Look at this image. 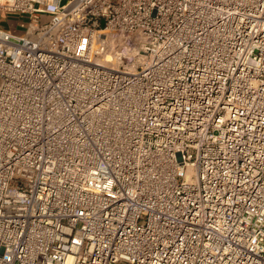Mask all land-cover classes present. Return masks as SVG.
<instances>
[{
  "label": "built area",
  "instance_id": "built-area-1",
  "mask_svg": "<svg viewBox=\"0 0 264 264\" xmlns=\"http://www.w3.org/2000/svg\"><path fill=\"white\" fill-rule=\"evenodd\" d=\"M0 264H264V0H0Z\"/></svg>",
  "mask_w": 264,
  "mask_h": 264
},
{
  "label": "rangeland",
  "instance_id": "rangeland-1",
  "mask_svg": "<svg viewBox=\"0 0 264 264\" xmlns=\"http://www.w3.org/2000/svg\"><path fill=\"white\" fill-rule=\"evenodd\" d=\"M67 0H61L65 3ZM29 21V16L24 14L18 17L17 14L8 13L6 15L0 14V26L9 30L12 34L21 35L24 33L25 25Z\"/></svg>",
  "mask_w": 264,
  "mask_h": 264
}]
</instances>
